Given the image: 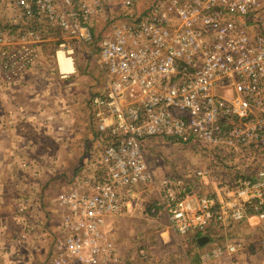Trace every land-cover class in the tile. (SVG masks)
Instances as JSON below:
<instances>
[{
  "label": "built area",
  "instance_id": "built-area-1",
  "mask_svg": "<svg viewBox=\"0 0 264 264\" xmlns=\"http://www.w3.org/2000/svg\"><path fill=\"white\" fill-rule=\"evenodd\" d=\"M110 1L0 0L15 11L0 27L2 80L21 82L40 58L42 22L72 40L60 42L57 60L59 50L72 56L74 43L87 46L102 78L90 100L98 155L57 197L64 233L52 264H132L105 223L139 187L157 191L152 210L180 234L235 226L251 212L264 221V165L253 156L264 153V0H153L141 10L140 0H123V13L99 31ZM152 139L211 152L233 167V184L210 195L184 176L157 177L144 147ZM221 174L218 165L194 171L204 186ZM258 241L264 255V234ZM250 244L233 239L201 258L237 256Z\"/></svg>",
  "mask_w": 264,
  "mask_h": 264
},
{
  "label": "rangeland",
  "instance_id": "rangeland-1",
  "mask_svg": "<svg viewBox=\"0 0 264 264\" xmlns=\"http://www.w3.org/2000/svg\"><path fill=\"white\" fill-rule=\"evenodd\" d=\"M152 1L153 0H144L146 6ZM14 13L15 11L9 6L1 4L0 27L9 28L10 22L14 17ZM117 16L107 17L106 21H101L96 29L99 31H105V29L117 19ZM36 26L43 29L42 34L44 42L41 44L42 52L41 58L39 59L45 60L42 64V70H38V73H43L44 75H47L48 78H51L50 80H53L56 76L60 77L55 66L57 60L56 52L59 48V44L63 40H68L69 42L72 40L70 37H66V34L60 29L54 28L46 22L39 23ZM11 28L15 29L16 27L11 26ZM72 46H74V53L72 55L73 62L75 60L74 64H76L79 73H86V70L94 72L92 69L94 66L97 69H95V72L92 73L95 75H90V81H77L80 88L85 85L88 87L87 121L90 129V137H88L85 149L80 156L79 161L70 174H68L69 178L67 175L64 178L61 177L63 180L68 178L69 185L71 178L79 176L85 166H90V164L93 165L95 162L94 160L98 155L99 147L96 146L91 139L92 128L90 100L92 95L100 88L102 80V78L100 80L98 79V74H100V72H98V66L95 58L90 52L89 47L76 43ZM35 65L36 63L32 67ZM37 66H35V70ZM79 73H73L71 75V81L77 79L79 77ZM26 75L22 81L17 84L6 83L0 77V90L3 91L5 89H9V87L21 86L25 84L24 80ZM91 82L93 83L91 84ZM61 84L64 86L65 83L62 82ZM144 147L151 167L155 171L157 177L169 174L184 176L190 182L191 190L195 193L199 192L200 194H211L210 192L214 185L221 184L223 187L230 186L236 178L233 175V167H223L222 162L220 165V162H216L211 157V152L206 151L203 148L201 149L200 146L173 144L168 143L166 140L152 139L149 140ZM253 156L259 158L255 160L257 164L264 165V153L253 154ZM238 163L249 164V161H238ZM21 164L20 169L10 175L13 177H9L8 175L5 177L3 168H0V221L7 222L8 229L18 234L16 236V241L22 231L29 235H38L39 230L44 231L46 228V226H42V224H40L42 223V220L45 219L44 221L46 222L50 219L48 215L44 217L43 211L35 205L39 195V193L36 192L38 188L37 186H39V183L43 180L39 176L37 162H22ZM212 165H218V169L223 174H221L215 182L210 181L207 186H204L202 185V180L195 177L194 171L197 168L207 166L212 167ZM57 197L55 198V204L58 213L60 214V220L62 217V210L58 204ZM156 199L157 191L154 188L139 187L137 189L135 199L132 200L131 206L125 207L120 214H117L116 218H121V221L118 225L116 224L117 221H114L113 229L115 230L116 228V238L122 246L121 248L124 253H122L121 249L118 247L116 239H113L121 256L123 255V258L128 259V261L132 264H187V258L184 256L185 252H187L188 261L191 264H203L201 258V262H199V260L196 259V254L193 253V250L197 249L196 238H193L195 236L180 234L174 231L171 228L168 217L164 212L161 210H152ZM59 220L57 218L55 219V231H49L47 229V236L50 238V236L53 235V239L46 241V250L49 256L44 264H52L51 256L54 244L64 233ZM260 224L262 229L256 230L258 232L251 233L247 240L241 236H233V239L238 238L244 240L247 244L251 243L247 246L248 251L243 252H248V254L251 253V255L242 256L243 253H240L237 256H233V254H230L229 256L223 257L224 259L218 260V264H224V262H230V264H264L263 251L260 249L258 241L259 238L262 237V234H264V221L260 222ZM212 225L225 228L224 226H219L215 223L211 224V226ZM210 228L211 227H209V229ZM208 230L206 232H208ZM22 236H24L23 238L20 237L22 240L26 239L25 235ZM35 240H38V238ZM22 242L23 241L19 244ZM215 242L218 243L217 240H215ZM230 242H233V240ZM210 244H214L213 239L209 242V245ZM142 250L144 253H141ZM226 258L227 260L229 259V261H225Z\"/></svg>",
  "mask_w": 264,
  "mask_h": 264
},
{
  "label": "crops",
  "instance_id": "crops-1",
  "mask_svg": "<svg viewBox=\"0 0 264 264\" xmlns=\"http://www.w3.org/2000/svg\"><path fill=\"white\" fill-rule=\"evenodd\" d=\"M122 1H110L104 15L105 19L123 13ZM145 7L144 0H140L137 9L141 10ZM41 52L42 50H40V58ZM44 61L37 60L35 66H38L36 70L35 66L29 70L24 80L25 84L0 90V168H3L5 177L7 175L13 177L10 175L20 169L22 162H37L39 176L43 180L37 186L36 192L39 195L35 205L43 211L44 217L48 215L50 219L46 222L43 219L40 223L46 226L45 229L43 227L44 231L39 230L38 235H29L22 231L17 241L18 234L8 229L7 222L0 221V264H44L47 260L49 255L46 250V241L53 239V235H51L52 238L47 236L48 230H56L54 222L56 218L59 220L60 215L55 198L62 191L69 189L68 174L79 161L88 137H90L87 121L88 87L85 85L80 88L77 81H90V75H95L92 73L97 68L95 66L92 68L94 72L86 70V73H79L75 64L73 72H62L60 60H56L55 66L61 78L56 76L55 79L50 80L51 78L47 75L38 73V70H42ZM77 72L79 77L71 81V75ZM98 79H101L100 74H98ZM62 82L65 83L64 86ZM66 175L68 178L63 180L61 177L64 178ZM210 193V195L216 194L213 188ZM249 214L245 220L235 226L220 228L212 225L206 233H190V236L196 238L197 249L193 250L196 259L201 262L203 251L215 245H226L233 240V236H241L247 240L251 233L262 229L258 217L252 212ZM116 216L110 215L107 218L105 228L117 241V232L116 228L113 229V222L117 221L118 225L121 218H116ZM22 235H25L26 239L22 240L20 238L24 237ZM202 236H208L209 239L201 245L199 239ZM36 238L38 240H35ZM212 239L214 244L209 245ZM21 241L23 242L19 244ZM117 245L124 253L118 241ZM244 251H248V248H245L242 253ZM249 254L245 252L242 256H249ZM184 256L187 258V264H191L188 261L187 252ZM226 256L229 254L209 261H204L202 258L201 260L203 264H218V260ZM225 261L229 259L226 258ZM224 264H230V262H224Z\"/></svg>",
  "mask_w": 264,
  "mask_h": 264
},
{
  "label": "bare ground",
  "instance_id": "bare-ground-1",
  "mask_svg": "<svg viewBox=\"0 0 264 264\" xmlns=\"http://www.w3.org/2000/svg\"><path fill=\"white\" fill-rule=\"evenodd\" d=\"M58 58L61 64L62 72H73L75 69V64L73 62V57L67 55L63 50L58 51Z\"/></svg>",
  "mask_w": 264,
  "mask_h": 264
},
{
  "label": "water",
  "instance_id": "water-1",
  "mask_svg": "<svg viewBox=\"0 0 264 264\" xmlns=\"http://www.w3.org/2000/svg\"><path fill=\"white\" fill-rule=\"evenodd\" d=\"M208 236H202L200 239H199V243L202 245V244H205L206 242H208Z\"/></svg>",
  "mask_w": 264,
  "mask_h": 264
}]
</instances>
